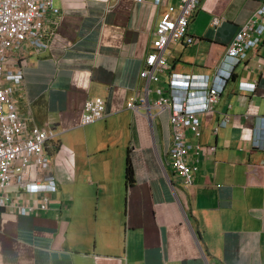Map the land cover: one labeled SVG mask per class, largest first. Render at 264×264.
<instances>
[{
	"label": "crops",
	"instance_id": "obj_1",
	"mask_svg": "<svg viewBox=\"0 0 264 264\" xmlns=\"http://www.w3.org/2000/svg\"><path fill=\"white\" fill-rule=\"evenodd\" d=\"M263 1L200 0L188 30L196 41L169 45L170 71L150 84V100L158 87L168 93L171 73L213 76ZM55 5L59 36L49 50L26 52L18 100L22 113L57 135L46 150L58 191L45 212L0 210V264H264V150L254 147L264 139V35L214 111L201 116V137L188 132L192 144L216 150L202 154L184 189L171 168L168 113L152 121L127 108L145 96L140 73L160 10L152 0ZM95 97L106 102L107 117L80 127L83 104Z\"/></svg>",
	"mask_w": 264,
	"mask_h": 264
},
{
	"label": "built area",
	"instance_id": "obj_2",
	"mask_svg": "<svg viewBox=\"0 0 264 264\" xmlns=\"http://www.w3.org/2000/svg\"><path fill=\"white\" fill-rule=\"evenodd\" d=\"M120 2L121 0H109ZM144 4L146 0H133ZM160 10L154 29L151 53L145 60L140 77L147 82L145 96L128 102L127 108L149 120L168 113L172 126V143L169 150L171 168L182 182L184 189L193 185V176L199 170L202 154L215 147L202 149L192 144L188 132L201 137V116L214 111L236 66L257 49L264 35V1L253 16L240 28L231 40L220 67L213 76H180L170 74L168 93L156 88L158 99L151 101L150 84H159L161 75L170 71L165 56L171 43L186 40L195 43L188 30L191 18L200 0H179L177 5L165 4V0H152ZM62 10L55 0H0V210L7 209L17 215L49 209L50 195L58 191L52 173L51 155L47 144L57 135L37 125L32 114L25 115L19 107L18 93L24 82L22 66L26 52L39 53L49 50L59 36ZM222 19L214 18L212 25L219 27ZM152 110L156 115L153 116ZM107 106L104 99L95 97L83 104L79 126L86 127L105 120ZM230 117L225 115L221 126H227ZM218 128L214 129V133ZM254 147L264 150V139L258 138ZM16 194L11 196V194ZM32 195L26 198L25 195ZM35 196V197H34ZM23 200V204L19 203Z\"/></svg>",
	"mask_w": 264,
	"mask_h": 264
},
{
	"label": "trees",
	"instance_id": "obj_3",
	"mask_svg": "<svg viewBox=\"0 0 264 264\" xmlns=\"http://www.w3.org/2000/svg\"><path fill=\"white\" fill-rule=\"evenodd\" d=\"M126 182L128 185H133L135 182L134 170L130 160H128V164L126 168Z\"/></svg>",
	"mask_w": 264,
	"mask_h": 264
}]
</instances>
